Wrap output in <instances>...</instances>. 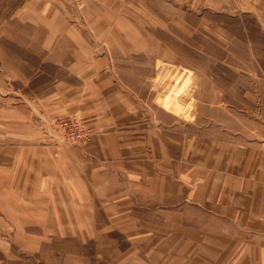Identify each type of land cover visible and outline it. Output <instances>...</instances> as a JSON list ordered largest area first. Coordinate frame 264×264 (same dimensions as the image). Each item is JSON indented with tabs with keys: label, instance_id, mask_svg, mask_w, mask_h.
I'll list each match as a JSON object with an SVG mask.
<instances>
[{
	"label": "crops",
	"instance_id": "0c3cea01",
	"mask_svg": "<svg viewBox=\"0 0 264 264\" xmlns=\"http://www.w3.org/2000/svg\"><path fill=\"white\" fill-rule=\"evenodd\" d=\"M84 1L89 17L80 22L90 31L63 15L36 35L48 26L44 47L73 48L71 78H59L37 105L47 118L78 116L89 139L35 144L44 132L35 134L24 113L29 131L0 126V241L58 234L85 251L89 239L96 257L108 253L107 264H264V114L197 109L209 98L183 103L190 117L166 109L155 98L162 89L150 84L160 69L132 65L177 58L162 49L176 45V17L158 15L152 0ZM171 2L164 10H177ZM9 114L18 120V108Z\"/></svg>",
	"mask_w": 264,
	"mask_h": 264
},
{
	"label": "rangeland",
	"instance_id": "374dc122",
	"mask_svg": "<svg viewBox=\"0 0 264 264\" xmlns=\"http://www.w3.org/2000/svg\"><path fill=\"white\" fill-rule=\"evenodd\" d=\"M157 1L146 3L156 7L158 15L176 17L178 36H172L176 47L162 44V49L171 47L177 58L171 61L159 59L153 64L134 61L132 66L141 70H149L151 66L160 69L161 74L150 82L151 87L163 91L155 94L159 103L182 117H190L193 109L183 103L201 102L202 98H209L211 104L197 109L208 114L222 115L226 108L230 111L252 110L258 116L263 115L264 0ZM167 2H174L177 10H164ZM84 8V0H0V111L3 117L0 126L3 133L11 130V124L18 132L29 131L20 117L24 113V116L28 114V124L34 127L35 134L44 132L42 139L37 136L35 144L70 145L63 139L66 130L61 121L75 115L47 118L43 116L42 106L37 105V97L52 91L59 78L70 77L65 65L72 57L73 48L64 43L56 44L53 50L44 47L41 37L49 34L47 25L41 37L35 38L42 30L43 22L63 15L78 21L81 32L90 31V27L80 22L89 17ZM148 16L146 11V18ZM245 99H256L257 107L243 105ZM223 101H229L228 105L224 107ZM218 102L219 108L212 106ZM10 108H18V120L13 119L14 122L10 121ZM259 121L257 118V126ZM25 144V138L18 139V146ZM33 230L39 229L34 227ZM1 236L0 264H107L108 253L98 252L102 257H96L90 250L89 239L87 250L75 251L73 236ZM100 240L106 243L107 239L102 237ZM29 241L34 246L32 250L25 249ZM80 255H86V258Z\"/></svg>",
	"mask_w": 264,
	"mask_h": 264
},
{
	"label": "built area",
	"instance_id": "2783aa9c",
	"mask_svg": "<svg viewBox=\"0 0 264 264\" xmlns=\"http://www.w3.org/2000/svg\"><path fill=\"white\" fill-rule=\"evenodd\" d=\"M61 125L66 130V135L63 137L65 143L71 145L74 142H77V139L79 142L81 140L86 141V139H89V130L78 116L62 120Z\"/></svg>",
	"mask_w": 264,
	"mask_h": 264
}]
</instances>
